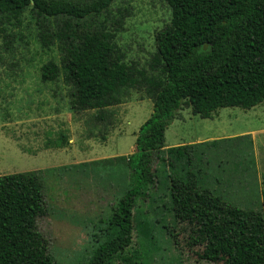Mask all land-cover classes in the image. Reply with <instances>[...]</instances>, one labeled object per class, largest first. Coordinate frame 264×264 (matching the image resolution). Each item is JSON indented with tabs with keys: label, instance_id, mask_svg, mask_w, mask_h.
I'll use <instances>...</instances> for the list:
<instances>
[{
	"label": "trees",
	"instance_id": "obj_1",
	"mask_svg": "<svg viewBox=\"0 0 264 264\" xmlns=\"http://www.w3.org/2000/svg\"><path fill=\"white\" fill-rule=\"evenodd\" d=\"M115 1L0 0V14L18 22L32 8L45 49L58 42L61 64L49 61L41 79L55 83L63 76L69 110L94 111L103 141L114 127L116 106L133 93L153 102V113L137 134L136 152L117 158L128 169L130 185L110 215L96 224L93 256L86 264H142L177 249L167 169L196 190L224 200L206 185L201 160L195 159L197 146L218 141L165 150L166 131L184 107L207 120L221 109L264 104V0H165L171 21L157 33L156 52L144 66L126 62L117 44L123 21L106 26ZM51 19L63 22H57L55 33ZM67 143L61 134L48 148ZM257 201L245 211L264 216V191ZM47 215L43 171L0 176V264H53L49 243L38 229V220Z\"/></svg>",
	"mask_w": 264,
	"mask_h": 264
},
{
	"label": "rangeland",
	"instance_id": "obj_2",
	"mask_svg": "<svg viewBox=\"0 0 264 264\" xmlns=\"http://www.w3.org/2000/svg\"><path fill=\"white\" fill-rule=\"evenodd\" d=\"M109 16V28L123 21L116 41L126 62L144 66L156 52L157 33L171 21V9L165 0H116ZM57 22L63 23L50 21L54 33ZM39 32L32 8L20 22L0 14V176L43 171L48 215L38 220V229L53 264H86L93 256L96 224L130 185L128 169L117 158L136 152L137 134L151 117L153 102L133 93L116 106L114 127L103 141L94 111L69 110L63 76L55 83L42 81L41 68L51 60L61 64L62 57L58 42L50 50L42 46ZM61 134L68 139L65 147L48 148ZM165 138L166 151L180 143L218 141L197 146L195 159L201 160L206 185L224 200L167 169L179 244L164 258L142 264H264V216L245 211L257 206L264 191V104L221 109L207 120L184 107Z\"/></svg>",
	"mask_w": 264,
	"mask_h": 264
},
{
	"label": "crops",
	"instance_id": "obj_3",
	"mask_svg": "<svg viewBox=\"0 0 264 264\" xmlns=\"http://www.w3.org/2000/svg\"><path fill=\"white\" fill-rule=\"evenodd\" d=\"M182 145H184V144H176V145H172L171 147H174V146H176V147H178V146H182ZM168 148H169V146H168Z\"/></svg>",
	"mask_w": 264,
	"mask_h": 264
}]
</instances>
